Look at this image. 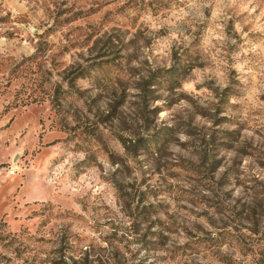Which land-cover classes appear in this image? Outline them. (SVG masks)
<instances>
[{
    "label": "rangeland",
    "instance_id": "rangeland-1",
    "mask_svg": "<svg viewBox=\"0 0 264 264\" xmlns=\"http://www.w3.org/2000/svg\"><path fill=\"white\" fill-rule=\"evenodd\" d=\"M0 264H264V0H0Z\"/></svg>",
    "mask_w": 264,
    "mask_h": 264
}]
</instances>
